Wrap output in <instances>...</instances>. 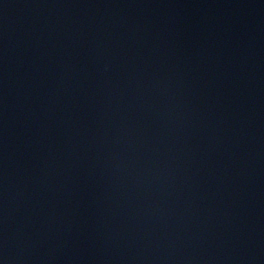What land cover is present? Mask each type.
Returning <instances> with one entry per match:
<instances>
[{
	"label": "water",
	"instance_id": "obj_1",
	"mask_svg": "<svg viewBox=\"0 0 264 264\" xmlns=\"http://www.w3.org/2000/svg\"><path fill=\"white\" fill-rule=\"evenodd\" d=\"M0 264H264V0H0Z\"/></svg>",
	"mask_w": 264,
	"mask_h": 264
}]
</instances>
